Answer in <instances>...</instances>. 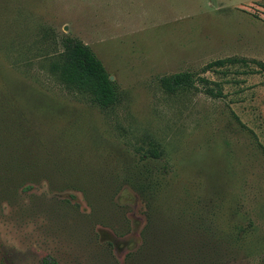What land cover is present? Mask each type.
Listing matches in <instances>:
<instances>
[{
	"label": "rangeland",
	"instance_id": "374dc122",
	"mask_svg": "<svg viewBox=\"0 0 264 264\" xmlns=\"http://www.w3.org/2000/svg\"><path fill=\"white\" fill-rule=\"evenodd\" d=\"M63 37L112 107L48 73ZM232 57L264 64V0H0V264H264V71H201Z\"/></svg>",
	"mask_w": 264,
	"mask_h": 264
},
{
	"label": "trees",
	"instance_id": "16d2710c",
	"mask_svg": "<svg viewBox=\"0 0 264 264\" xmlns=\"http://www.w3.org/2000/svg\"><path fill=\"white\" fill-rule=\"evenodd\" d=\"M58 45L60 50L47 56L48 73L67 92L86 97L91 104L100 109L112 107L117 100L115 86L90 49L79 40L67 37L60 38ZM247 62L264 71L262 62L236 57L209 62L204 65L201 71L205 72L213 67H223L236 63L244 65ZM200 81L206 83L204 79H200ZM158 84L163 92L174 94L191 88L193 81L189 73L181 72L159 78ZM205 93L213 98L221 97L218 89L215 92L205 90ZM240 126L243 127L241 124ZM138 152L141 160H157L162 154L157 145L152 143L146 150H139Z\"/></svg>",
	"mask_w": 264,
	"mask_h": 264
},
{
	"label": "water",
	"instance_id": "95a60500",
	"mask_svg": "<svg viewBox=\"0 0 264 264\" xmlns=\"http://www.w3.org/2000/svg\"><path fill=\"white\" fill-rule=\"evenodd\" d=\"M111 80V78H109Z\"/></svg>",
	"mask_w": 264,
	"mask_h": 264
}]
</instances>
